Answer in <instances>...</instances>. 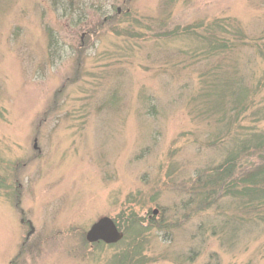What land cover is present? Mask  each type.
<instances>
[{
  "label": "rangeland",
  "instance_id": "374dc122",
  "mask_svg": "<svg viewBox=\"0 0 264 264\" xmlns=\"http://www.w3.org/2000/svg\"><path fill=\"white\" fill-rule=\"evenodd\" d=\"M262 53L264 0H0V264H264L234 193L264 145L226 162L264 136ZM103 217L121 240L87 243Z\"/></svg>",
  "mask_w": 264,
  "mask_h": 264
},
{
  "label": "trees",
  "instance_id": "16d2710c",
  "mask_svg": "<svg viewBox=\"0 0 264 264\" xmlns=\"http://www.w3.org/2000/svg\"><path fill=\"white\" fill-rule=\"evenodd\" d=\"M217 38L213 36V39L211 41H208V45L206 46L207 50L209 53L211 52H215L216 53V50L217 49H224L226 48V46H223V45H219V46H216L212 43L213 40H216ZM53 41V40H52ZM57 42H53L51 43V48L53 49L54 46H57L56 44ZM51 49V50H52ZM56 51V49L54 50ZM207 54V52H205ZM262 59H264V53H262ZM227 73L226 72H223L221 73L220 76H222L221 78L222 79H219L217 81V83L215 85H212L210 89V87H208L207 91L206 92H210L209 95H213L212 97H215V103L212 104V109L213 111L216 110V109H221L223 110V108H225V101L227 99L228 101V104L229 103H233V104H236V103H239V92L236 88V84L235 82H233L232 80H228L226 79L224 76H227L226 75ZM253 138H248L246 139L244 142H241V143H238L237 147L235 149L232 150V152L230 153L228 159L226 160V162H228L230 165L233 164V167L234 168V165L237 164V162L235 161L239 156L240 154L244 151V150H247L251 145L252 143V146L254 145V148L255 146H258V145H261L263 144L264 145V136H255V133H253L252 135ZM260 142H262L260 144ZM261 148V146H260ZM230 170V167L227 168L226 170L222 171L221 168L217 167V168H214L212 170H210L209 172V177H208V181L210 183V185L214 188V190H216V188H221V184L224 182V181H227L228 178H229V173L228 171ZM256 172L252 173L251 175H247L246 179L247 181L249 182L248 184V187H250V189H246L244 190L242 193H239V192H234L236 193L237 196H239L240 194L241 195H244L243 198H245L246 202L247 203H258L256 206L259 207V203H262L260 202L259 200L262 199L263 201V205H264V194H258V192H260V190H256V188L259 187V185L261 183H264V168H258V170L255 169ZM226 174H229V175H226ZM241 182L243 183H246V180H241ZM231 186L230 185H226V189L230 192H232V189L230 188ZM213 190V191H214ZM259 201V202H258Z\"/></svg>",
  "mask_w": 264,
  "mask_h": 264
},
{
  "label": "water",
  "instance_id": "95a60500",
  "mask_svg": "<svg viewBox=\"0 0 264 264\" xmlns=\"http://www.w3.org/2000/svg\"><path fill=\"white\" fill-rule=\"evenodd\" d=\"M130 2L132 0H126ZM154 214L156 211L153 212ZM122 233L118 230L112 219L103 217L94 223L85 235V240L89 244L101 242L106 245H112L119 242Z\"/></svg>",
  "mask_w": 264,
  "mask_h": 264
}]
</instances>
